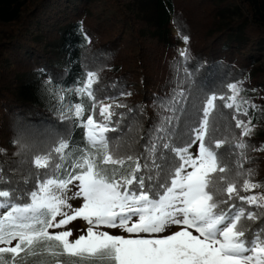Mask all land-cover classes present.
Here are the masks:
<instances>
[{"label": "snow or ice", "instance_id": "1", "mask_svg": "<svg viewBox=\"0 0 264 264\" xmlns=\"http://www.w3.org/2000/svg\"><path fill=\"white\" fill-rule=\"evenodd\" d=\"M79 32L91 43L82 22ZM188 39L182 36L184 43ZM178 51L186 61L187 50ZM98 80L87 70L71 86L46 80L60 120L68 122L65 133L31 143L13 139L16 167L6 172L0 163V264H264V223H246L264 218V193L253 191L261 184L240 159L234 170L222 163L225 141L210 131L218 100L234 109L241 137L253 131L250 119L237 118L248 115L237 102L239 82L226 86L230 95L189 100L178 81L170 96L158 100L168 115L134 156L110 148L109 133L125 115L115 109L126 105L117 97L98 100ZM247 147L241 139L229 151L238 149L242 158ZM17 172L27 176L21 183L9 175ZM70 185L76 189L71 197ZM77 220L87 227L74 236L68 225Z\"/></svg>", "mask_w": 264, "mask_h": 264}, {"label": "trees", "instance_id": "2", "mask_svg": "<svg viewBox=\"0 0 264 264\" xmlns=\"http://www.w3.org/2000/svg\"><path fill=\"white\" fill-rule=\"evenodd\" d=\"M150 1L148 13L133 9L138 0H0V148L6 150L0 163L6 172L19 159L13 155L18 151L13 139L31 143L66 131L68 122L60 120L46 80L71 86L84 71L97 72V99L117 97L126 105L115 109L125 115L117 131L109 133L110 148L116 155L134 156L144 151L160 117L168 115L158 100L170 96L178 81L189 100L212 92L230 95L226 86L239 82L237 102L248 115L237 118L250 119L253 131L241 137L234 109L219 100L209 118L210 131L225 141L219 150L222 163L233 169L240 159L261 184L253 191L264 193V69L259 65L264 0ZM81 22L91 43L80 35ZM185 49L188 59L183 61L178 50ZM241 139L248 145L242 158L238 149L229 151ZM9 175L18 183L27 178L20 172ZM246 223L255 228L264 218Z\"/></svg>", "mask_w": 264, "mask_h": 264}, {"label": "rangeland", "instance_id": "3", "mask_svg": "<svg viewBox=\"0 0 264 264\" xmlns=\"http://www.w3.org/2000/svg\"><path fill=\"white\" fill-rule=\"evenodd\" d=\"M132 7L135 10H142V11H146V12L150 13L153 10V3L150 0H138L137 5H134ZM259 65L261 68L264 69V58ZM69 187H70V191L67 193V195L69 197H71L72 193L74 191H76V189L74 187H72L71 185ZM69 203L73 204L74 207H78L80 205V200L79 199H70ZM68 227L73 230V234L75 236V235L79 234L77 232V229L86 228L87 225L82 220H77V221H74L73 223L69 224ZM56 231H59V229H57ZM109 231L118 232V230H109Z\"/></svg>", "mask_w": 264, "mask_h": 264}]
</instances>
